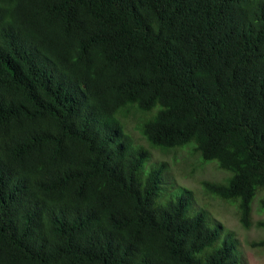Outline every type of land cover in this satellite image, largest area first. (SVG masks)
Instances as JSON below:
<instances>
[{"label":"trees","instance_id":"obj_1","mask_svg":"<svg viewBox=\"0 0 264 264\" xmlns=\"http://www.w3.org/2000/svg\"><path fill=\"white\" fill-rule=\"evenodd\" d=\"M187 145L228 173L202 186L249 228L258 192L264 210V0H0V264H244L148 163Z\"/></svg>","mask_w":264,"mask_h":264},{"label":"rangeland","instance_id":"obj_2","mask_svg":"<svg viewBox=\"0 0 264 264\" xmlns=\"http://www.w3.org/2000/svg\"><path fill=\"white\" fill-rule=\"evenodd\" d=\"M142 120V114L137 110H131L125 118V129L129 131L136 143L146 146L141 137L138 125ZM164 162L170 171L173 185L192 191L194 196V207L204 209L207 216L219 223L222 228L232 233L236 240V249L244 264H264V249L249 246L251 241L264 237V231L255 224L264 219V210L258 205V192L251 204L252 225L244 228L237 218V206L235 202L215 197L204 190L202 181L221 182L228 173L219 169L213 161H201L196 153H192L191 146L176 148L167 152L151 150V158L148 163Z\"/></svg>","mask_w":264,"mask_h":264}]
</instances>
